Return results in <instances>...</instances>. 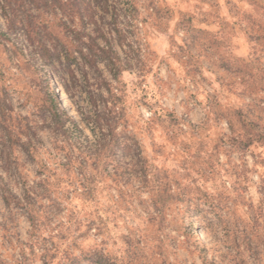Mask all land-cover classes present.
<instances>
[{
  "label": "clouds",
  "instance_id": "clouds-1",
  "mask_svg": "<svg viewBox=\"0 0 264 264\" xmlns=\"http://www.w3.org/2000/svg\"><path fill=\"white\" fill-rule=\"evenodd\" d=\"M0 264H264V0H0Z\"/></svg>",
  "mask_w": 264,
  "mask_h": 264
}]
</instances>
